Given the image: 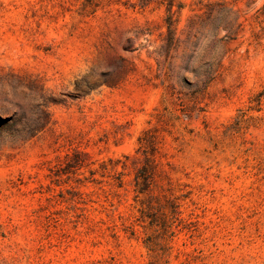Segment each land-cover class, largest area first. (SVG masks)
<instances>
[{
  "label": "rangeland",
  "instance_id": "obj_1",
  "mask_svg": "<svg viewBox=\"0 0 264 264\" xmlns=\"http://www.w3.org/2000/svg\"><path fill=\"white\" fill-rule=\"evenodd\" d=\"M176 1L0 0V264H264V0Z\"/></svg>",
  "mask_w": 264,
  "mask_h": 264
},
{
  "label": "trees",
  "instance_id": "obj_2",
  "mask_svg": "<svg viewBox=\"0 0 264 264\" xmlns=\"http://www.w3.org/2000/svg\"><path fill=\"white\" fill-rule=\"evenodd\" d=\"M161 7H163L165 10L166 16L164 18V22L167 26V32H168V36H170V41L173 42V36L175 34V25L177 23V18L178 15L180 14V11L183 9L182 4L178 3L176 0H136L135 3L129 4L128 8L132 10L143 11L148 8H150L151 10H155ZM203 8H205V10L207 11V18H210L214 9L217 10V14H222L225 11L224 4L218 2L214 4H206L203 6ZM228 18L229 17L226 16L224 17V20H220L218 26L222 27V29L230 33L233 28V23H232L233 21L231 22V20ZM225 19H228V21H226ZM236 32L234 33V35H236ZM157 55H158L157 57L161 56V54H157ZM218 66L219 64H217V68ZM215 73L216 71L209 74L207 83H210L213 80Z\"/></svg>",
  "mask_w": 264,
  "mask_h": 264
}]
</instances>
